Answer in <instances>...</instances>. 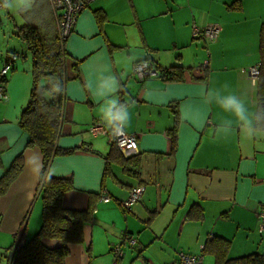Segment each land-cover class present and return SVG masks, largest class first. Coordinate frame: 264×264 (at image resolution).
I'll list each match as a JSON object with an SVG mask.
<instances>
[{
    "label": "crops",
    "instance_id": "obj_1",
    "mask_svg": "<svg viewBox=\"0 0 264 264\" xmlns=\"http://www.w3.org/2000/svg\"><path fill=\"white\" fill-rule=\"evenodd\" d=\"M212 23L220 28L215 40L194 36V26ZM262 24L264 0H94L80 13L64 44L70 80L56 142L75 150L56 156L48 173L72 180L62 206L81 211L91 204L92 220L84 225L83 242L67 244L64 264H112L111 248L119 240V264H180L178 251L212 264L213 255L202 251L215 236L230 241L229 257L264 247L256 213L264 205V137L246 139L238 126L228 138L217 135L216 127H231L226 121L234 118L213 96L244 92L256 112V78L247 69L259 63ZM15 26L20 25L10 31L14 37ZM11 43V36L2 42L0 68L14 51ZM16 54L4 84L6 98L0 97V176L15 156L23 158L20 173L0 195V256L6 264V248L37 233L42 210V154L25 147L27 135L19 126L31 89L30 58ZM140 60L160 69L179 67L181 79L139 80L132 67ZM114 95L127 105L123 129L136 136L135 151H121L106 134L89 132L95 122L110 130L101 109ZM112 145L115 154L138 158L137 176L114 157L104 175ZM138 184L144 186L141 198L124 209L121 201ZM41 241L46 247L62 244Z\"/></svg>",
    "mask_w": 264,
    "mask_h": 264
},
{
    "label": "trees",
    "instance_id": "obj_2",
    "mask_svg": "<svg viewBox=\"0 0 264 264\" xmlns=\"http://www.w3.org/2000/svg\"><path fill=\"white\" fill-rule=\"evenodd\" d=\"M239 1L233 3L238 4ZM51 15V29L42 30L30 23L15 26L14 33L25 45L30 55L31 89L29 98L21 110L19 126L27 135L25 147H37L42 154V167L37 190L40 195L42 210L41 224L37 233L25 239L23 243L12 252L13 264H64L69 253L67 244L81 243L84 241V225L92 220V205L85 210L76 211L62 206V197L65 192L73 188L70 178L52 177L48 173L49 166L56 156L72 153L75 148H61L56 144L63 120V105L65 99L64 88L70 77L66 73V60L69 58L65 51V39H61L57 27L56 14L49 0H47ZM47 9V8H46ZM98 21L100 16H97ZM7 52L3 63L9 60ZM15 53V52H14ZM78 62L72 64L77 69ZM14 65V64H13ZM14 67V66H13ZM10 68L9 72L13 69ZM8 72V73H9ZM8 73L0 79L4 86ZM179 67L162 68L160 76L168 79H181ZM42 86V87H41ZM63 89V92L52 97H46V90ZM256 112H264V24L259 34V63L256 77ZM175 134L171 133L172 145ZM114 145L105 156L106 162L103 173H109V161L113 157L123 167V170L137 176L138 158L136 156L124 158L116 151ZM23 167L22 154H18L0 176V195L4 194L11 182L20 173ZM43 238L58 239L61 245L46 247ZM230 241L226 238L215 236L206 243L202 255H213L212 264H264V251L229 257ZM14 243L7 249L8 260ZM113 247V246H112ZM113 250V248H111Z\"/></svg>",
    "mask_w": 264,
    "mask_h": 264
},
{
    "label": "built area",
    "instance_id": "obj_3",
    "mask_svg": "<svg viewBox=\"0 0 264 264\" xmlns=\"http://www.w3.org/2000/svg\"><path fill=\"white\" fill-rule=\"evenodd\" d=\"M94 0H49L53 11L57 18V27L59 31V36L63 40L72 33L74 25L80 13L85 10L89 4ZM220 28L218 24L212 23L207 24L202 28L196 26L193 27V34L201 36L205 41H213L216 39ZM18 55L12 52L9 55V60L2 64L0 68V79L5 76L11 67H13L14 62L17 60ZM133 73L139 80H144L150 77H159L160 68L153 64L149 60H140L135 62L132 67ZM247 72L252 80L258 75V65L250 66ZM0 97L6 98L5 88L0 83ZM89 132L92 135L106 134L111 143L115 144L121 151L122 150H133L137 149L136 136L134 134L126 133L124 129H117L115 133L111 130H107L102 123L95 122L90 128ZM144 192V186L135 185L130 188L127 197L121 201L120 205L124 209H129L133 204H135L142 196ZM109 198L105 196L104 201H108ZM257 217L259 220V229L262 234H264V205L257 209ZM24 239L19 238L14 244L10 252V257L8 264H13L12 262V252L23 243ZM123 242V241H122ZM122 242L113 245V252L115 254V260L112 264H118L117 258H120L123 253ZM127 242L132 244L134 241L131 238L127 239ZM264 251V247H262ZM178 260L180 264H204L202 256L186 254L182 251H178Z\"/></svg>",
    "mask_w": 264,
    "mask_h": 264
},
{
    "label": "clouds",
    "instance_id": "obj_4",
    "mask_svg": "<svg viewBox=\"0 0 264 264\" xmlns=\"http://www.w3.org/2000/svg\"><path fill=\"white\" fill-rule=\"evenodd\" d=\"M35 3V0H0V11H27L30 10ZM112 83H115V92L119 90V81L115 76L112 78ZM42 87V86H41ZM225 90L228 86L224 85ZM63 89L46 90L43 95L52 97L61 94ZM112 93L110 92L109 95ZM215 103L226 113H228L233 120L226 121L231 127H216V134L228 138L234 131L236 126L239 127L241 134L246 139H253L256 137H264V112H254L250 109L246 93L226 92L221 95L220 92L213 93ZM101 118L110 130L115 133L117 129H122L127 125L129 120V113L127 105L121 103L119 97L114 95L101 109Z\"/></svg>",
    "mask_w": 264,
    "mask_h": 264
},
{
    "label": "rangeland",
    "instance_id": "obj_5",
    "mask_svg": "<svg viewBox=\"0 0 264 264\" xmlns=\"http://www.w3.org/2000/svg\"><path fill=\"white\" fill-rule=\"evenodd\" d=\"M15 23L18 25L24 23H30L32 25L39 27L42 30V32L45 29H51L52 27L51 15L46 9L45 0H35V3L33 4L32 8L27 11H0V51L4 49V46H2V42L7 40L9 36H11L12 43L10 48L13 49L20 56L22 54H25L26 58L28 59L30 58V55L25 45L22 43V41L18 39L17 36L14 37V35L10 33V31L13 30ZM112 255L115 257L113 251H112ZM6 263H7L6 258L4 256L2 257L0 256V264H6Z\"/></svg>",
    "mask_w": 264,
    "mask_h": 264
}]
</instances>
